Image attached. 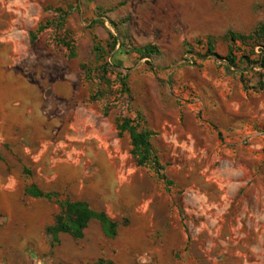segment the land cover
Returning <instances> with one entry per match:
<instances>
[{
  "label": "crops",
  "instance_id": "0c3cea01",
  "mask_svg": "<svg viewBox=\"0 0 264 264\" xmlns=\"http://www.w3.org/2000/svg\"><path fill=\"white\" fill-rule=\"evenodd\" d=\"M74 1L77 0H0V32L14 29L0 37V264H237V246L231 245V240L235 241L232 234L237 232L233 226L231 231L230 220L224 219H230L231 210L236 209L242 180L230 166L208 177L207 169L200 171L188 163L176 168L181 175L178 182L171 164L161 157L164 149L156 144L158 140L168 143V152L181 150L188 159L199 152L193 140L196 115L189 119L185 106L178 101L171 103L166 113L161 106L132 98L129 117L134 119L140 114L145 128L155 133L151 144L159 156L164 179L149 168L138 167L130 154L131 146L126 148L128 155H123L116 121L108 120L104 105L98 107V100L91 98L82 112L76 113H85L84 117L75 116L72 122L73 146L63 151L66 157L56 158L60 150L55 138L60 135L48 129V148L38 152V159L47 161L39 168V178L28 168L30 152L20 123L57 125V120L50 118L52 104L40 100L39 75L34 80L28 74L55 73V58L59 56L55 49L59 47L48 29L40 63L29 62L37 57L24 55L29 48L35 50L43 35L31 42L30 33L34 27L57 18L58 10L66 12ZM91 3L93 0H79V8L86 9ZM118 8L107 7L106 15ZM103 16L95 20L105 25ZM127 34L130 40H140L132 31ZM218 109L228 116L235 117L237 113L231 103L219 105ZM201 112L198 119L204 127ZM152 114L156 120L151 119ZM112 135L115 138L110 140ZM123 137L130 142L128 133ZM79 143H85L83 151ZM127 158L131 162H126ZM25 170L31 171L32 177ZM30 185L43 192H56L51 190L54 185L69 186L73 193L66 192L65 198L85 202L94 212L105 213L117 224L116 235L109 237L102 223L92 219L82 238L60 232L58 242L52 245L47 228L55 223L60 207L55 201L26 195ZM222 230L226 233L223 239ZM243 238L244 235L240 239ZM222 246H227V251Z\"/></svg>",
  "mask_w": 264,
  "mask_h": 264
},
{
  "label": "rangeland",
  "instance_id": "374dc122",
  "mask_svg": "<svg viewBox=\"0 0 264 264\" xmlns=\"http://www.w3.org/2000/svg\"><path fill=\"white\" fill-rule=\"evenodd\" d=\"M109 6L119 8L106 15ZM66 12V33L54 27L48 29L55 43L58 39H69L75 57H69L67 48L57 44L55 73L31 71L28 74L34 80L39 75L40 100L52 104L50 118L57 120L55 127L34 125L31 121L29 125L20 123L24 144L30 152L27 166L35 178H39V168L47 162L38 159V152L46 150L51 140L46 131L53 130L56 136L60 135L55 138L60 150L56 158L63 160L66 157L63 151L73 146L72 122L75 116L84 117L85 113H76L82 112L90 98L98 100L95 102L98 107L104 105L108 120L117 123L119 118L129 117L133 101L122 93L121 83L126 77L132 98L161 106L166 113L170 112L171 103L178 101L185 106L189 119L196 115L200 126L196 123L193 140L199 152L188 159L181 150L168 152L169 144L158 140L156 144L165 151L161 157L171 164L178 182L181 175L176 168L188 163L200 171L207 169L208 177L217 176L222 168L229 166L231 171L235 170L243 186L237 194L236 209L231 210L230 219L224 220H230L231 231L235 227L237 232L231 237L235 239L231 245L237 246L236 263L264 264V58H261L264 55V0H93L86 9H80L77 0ZM99 15L106 18L105 25L102 20H95ZM38 27H34V32ZM48 29L37 35L38 39L43 34L35 50L29 48L24 55L36 56V60H29L35 65L46 51ZM12 30L0 32V37L4 38ZM129 31L140 40H130ZM109 32L122 35L120 41L133 48L155 45L159 52L145 59L133 52L112 50ZM230 33L243 40L233 42ZM231 48L235 56L233 63L227 58ZM107 61L114 66L108 67ZM228 103L236 106L235 117L218 109L219 105ZM200 112L206 121L204 127L198 119ZM151 119L156 120V115L152 114ZM19 132L18 127L14 134L17 136ZM119 142L123 155H128L129 140L122 136ZM84 144L79 143L80 151ZM51 188L62 197L66 192L73 193L69 186ZM225 236L223 231L222 239ZM221 248L226 250L227 246Z\"/></svg>",
  "mask_w": 264,
  "mask_h": 264
},
{
  "label": "trees",
  "instance_id": "16d2710c",
  "mask_svg": "<svg viewBox=\"0 0 264 264\" xmlns=\"http://www.w3.org/2000/svg\"><path fill=\"white\" fill-rule=\"evenodd\" d=\"M58 17L53 20H48L42 23L37 28L36 32L30 33L31 42L37 39V35L44 32L50 27H54L56 30H61L66 33V15L67 12L63 10H58ZM230 38L233 42L241 40L243 37L237 36L230 33ZM109 36L112 39L111 49L118 52H133L137 54L140 58H150L159 52V49L155 45H146L144 47H134L131 44L125 43V41H120L123 39L122 35H114L109 32ZM68 37V35H67ZM253 39V36H251ZM243 40V39H242ZM69 39H58L59 45L67 48L70 52L69 57H75V52L73 46L69 43ZM185 47H189L188 42H184ZM99 51V48H97ZM209 50V49H208ZM211 52V50H210ZM264 53V52H262ZM235 56L232 55V48L230 52V57H227L231 63ZM264 58V55L261 56ZM108 67H113L114 65L107 61ZM119 68V65H115ZM126 77L122 78V93L127 95L131 100V90L127 85ZM118 136L122 137L126 133L130 137V154L133 157L136 165L138 167L151 169L158 178L164 179L161 175L162 165L160 163L159 156L153 151L151 138L155 133L147 130L145 128V121L140 114H137L136 118L132 119L130 117H121L117 120L116 125ZM25 173L31 175V171L25 170ZM25 194L33 198H44L57 202L60 207V212L55 217V223L47 228V232L52 235V245L58 242V234L60 232L72 234L75 238H82L83 230L88 226L90 220L95 219L102 223L105 233L109 237H113L117 233V224L110 220L105 213H97L90 209L89 205L85 202H75L68 198L62 197L59 192H43L36 185H30L25 190Z\"/></svg>",
  "mask_w": 264,
  "mask_h": 264
}]
</instances>
